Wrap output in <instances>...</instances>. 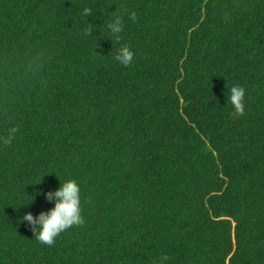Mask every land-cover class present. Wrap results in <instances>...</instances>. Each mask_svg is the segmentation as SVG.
<instances>
[{
  "label": "trees",
  "instance_id": "obj_1",
  "mask_svg": "<svg viewBox=\"0 0 264 264\" xmlns=\"http://www.w3.org/2000/svg\"><path fill=\"white\" fill-rule=\"evenodd\" d=\"M13 127L0 264H264V0H0V137ZM60 181L84 227L49 247L23 216Z\"/></svg>",
  "mask_w": 264,
  "mask_h": 264
},
{
  "label": "clouds",
  "instance_id": "obj_2",
  "mask_svg": "<svg viewBox=\"0 0 264 264\" xmlns=\"http://www.w3.org/2000/svg\"><path fill=\"white\" fill-rule=\"evenodd\" d=\"M92 10L88 7L83 8L81 15L89 17L92 15ZM124 11L114 15L105 29V39L110 40L113 45H119L123 34L124 26L121 21L122 16H126ZM136 17L130 18V23H135ZM88 34H91L90 32ZM134 53L128 48H121L117 53L114 63L120 67H128L133 63ZM226 97V104L231 107L233 116H241L245 112V88L240 85H232L228 90ZM17 129L10 128L6 136L0 137V145L9 146L13 143L16 136ZM38 184V183H37ZM38 195H43L44 198L53 203V207L46 211H40L37 215L33 216L31 212H26L23 220L27 221L31 226L33 235L36 240L49 247L61 239L64 235L75 229L84 227L81 209V193L80 188L76 183L65 181L59 183L58 188L47 192H39ZM33 200V199H32ZM31 200V201H32ZM27 204H21L27 206ZM168 257L163 256L157 264H164Z\"/></svg>",
  "mask_w": 264,
  "mask_h": 264
}]
</instances>
